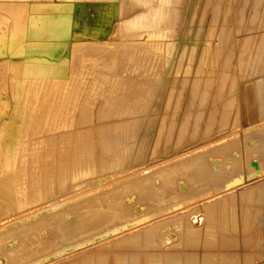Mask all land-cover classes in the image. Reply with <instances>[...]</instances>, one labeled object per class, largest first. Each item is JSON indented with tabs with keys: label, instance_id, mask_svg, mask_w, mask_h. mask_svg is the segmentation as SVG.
Listing matches in <instances>:
<instances>
[{
	"label": "bare ground",
	"instance_id": "1",
	"mask_svg": "<svg viewBox=\"0 0 264 264\" xmlns=\"http://www.w3.org/2000/svg\"><path fill=\"white\" fill-rule=\"evenodd\" d=\"M168 1L125 0L120 29L158 25ZM76 7L0 0V264H264V119L120 176L113 145L136 137L131 128L158 78L160 40L66 42ZM98 96L116 116L109 135ZM72 184V192L91 188L61 197ZM86 212L93 218L85 221Z\"/></svg>",
	"mask_w": 264,
	"mask_h": 264
},
{
	"label": "rangeland",
	"instance_id": "2",
	"mask_svg": "<svg viewBox=\"0 0 264 264\" xmlns=\"http://www.w3.org/2000/svg\"><path fill=\"white\" fill-rule=\"evenodd\" d=\"M81 3L87 5L86 11H83L84 5ZM77 4L78 7L72 13V31L66 42L109 40L122 43L120 41L124 38L160 40L158 78L153 83L144 113L140 112V118L138 117L141 119L137 121L140 122L139 126L135 123L137 126L131 128L132 131L137 132L134 142L130 139L126 143L116 141L113 145L121 161L120 176L146 167L164 165L172 157L211 143L264 119V109L259 110L253 105L254 99L258 97L261 107L264 108V0H177L176 3L175 0H169L165 7L166 14L158 25L151 26L150 23H144L143 27L139 25L124 31L119 27L123 16L118 15V12L123 8L125 0H77ZM170 16L172 19L169 18ZM166 20L168 22H165ZM166 23L168 26H164ZM218 47L220 50L217 51ZM65 51H61L60 55ZM166 52L169 61L164 65ZM227 54H230L229 59L226 58ZM68 55V59L73 60L72 55L70 53ZM221 55L225 56V59ZM76 60L81 70L91 69L85 61ZM100 60L98 59L97 62ZM101 61H104L103 58ZM201 63L204 64H202L203 72L199 71ZM223 64L227 67V71L224 70ZM236 65L240 68L238 69ZM199 74H201L200 79H198ZM219 75L223 76L225 85H222V95L218 96L222 82ZM99 97L95 107L96 110L99 108L96 115L103 108L102 114L100 113L103 117L99 121L106 125L105 134L109 135L113 127L107 126L108 122L113 123L116 116L110 115L107 105L103 107L102 99ZM227 101H231L229 105ZM211 110H215V114L211 113ZM138 115L139 113L136 116ZM211 119L215 122L212 124V130L207 131L209 132L207 134L204 131ZM130 152L132 155H129ZM102 174L96 173L95 178L103 176ZM115 178L117 176H112L105 182ZM138 181L131 182L130 185L137 184ZM102 183L98 181V184ZM72 185L67 190H63L60 196L78 194L91 188L81 186L72 192L71 188L77 186ZM126 200L130 203V200ZM84 218L87 221L93 217L86 212ZM246 250L249 251V248H232L230 252L243 253Z\"/></svg>",
	"mask_w": 264,
	"mask_h": 264
}]
</instances>
